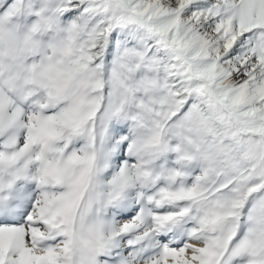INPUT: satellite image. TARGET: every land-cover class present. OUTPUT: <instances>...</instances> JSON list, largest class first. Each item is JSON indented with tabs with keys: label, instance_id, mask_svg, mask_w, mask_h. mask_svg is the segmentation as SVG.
I'll return each mask as SVG.
<instances>
[{
	"label": "snow or ice",
	"instance_id": "obj_1",
	"mask_svg": "<svg viewBox=\"0 0 264 264\" xmlns=\"http://www.w3.org/2000/svg\"><path fill=\"white\" fill-rule=\"evenodd\" d=\"M0 264H264V0H0Z\"/></svg>",
	"mask_w": 264,
	"mask_h": 264
}]
</instances>
